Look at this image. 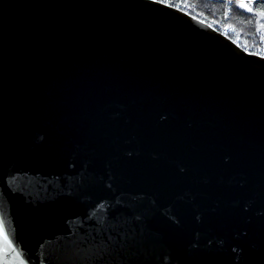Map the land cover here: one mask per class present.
<instances>
[{
  "label": "water",
  "instance_id": "95a60500",
  "mask_svg": "<svg viewBox=\"0 0 264 264\" xmlns=\"http://www.w3.org/2000/svg\"><path fill=\"white\" fill-rule=\"evenodd\" d=\"M0 217L7 264H264V57L151 0H0Z\"/></svg>",
  "mask_w": 264,
  "mask_h": 264
},
{
  "label": "built area",
  "instance_id": "2783aa9c",
  "mask_svg": "<svg viewBox=\"0 0 264 264\" xmlns=\"http://www.w3.org/2000/svg\"><path fill=\"white\" fill-rule=\"evenodd\" d=\"M209 2L224 3L226 12L224 16L217 14L206 15L204 10L192 0H171L173 7L190 16L198 18L209 24L216 31L230 38L242 50L264 57V40L252 41L249 37L233 22L232 8L238 0H206ZM259 0H252L256 3ZM264 1V0H262Z\"/></svg>",
  "mask_w": 264,
  "mask_h": 264
},
{
  "label": "snow or ice",
  "instance_id": "6c2138e0",
  "mask_svg": "<svg viewBox=\"0 0 264 264\" xmlns=\"http://www.w3.org/2000/svg\"><path fill=\"white\" fill-rule=\"evenodd\" d=\"M151 3L158 4L166 8L173 7V3L171 2V0H151ZM238 7L244 9L248 13H253L259 19L264 20V8H261V10L254 12L252 6V0H238ZM260 27L264 29V24H261ZM136 219L139 220L141 219V217L137 216ZM132 239L134 240V238ZM93 242H95V237H93ZM68 243L69 245L75 244L76 246H79L78 242H74L71 239H69ZM104 243L108 244L109 248H111L112 251L116 252L119 255L120 251L123 248V245L130 243V239L127 235L121 236L118 234L115 237H113L111 234H109V236L104 239ZM113 245H119V248H116ZM236 247L240 248L241 253L244 252L243 246L237 245ZM236 247H232L231 250L235 252ZM103 251L105 250H102V252ZM12 256H16L17 258H19L20 253L17 251V248L13 245L12 240L9 238V234L5 230L4 220L2 217H0V264H7V261ZM97 259L99 264H111V261H107V262L104 261L103 254L100 255ZM240 260L243 261V264H248V261L245 259L243 255L240 256ZM21 264H24L23 260H21ZM93 264H97V262H93ZM121 264H123V262H121ZM177 264H179V262H177Z\"/></svg>",
  "mask_w": 264,
  "mask_h": 264
},
{
  "label": "trees",
  "instance_id": "16d2710c",
  "mask_svg": "<svg viewBox=\"0 0 264 264\" xmlns=\"http://www.w3.org/2000/svg\"><path fill=\"white\" fill-rule=\"evenodd\" d=\"M197 3L206 15L217 14L224 16L226 6L224 3L209 2L206 0H192ZM254 12L264 8V1L259 0L252 3ZM233 22L251 39L252 41L264 40V29L260 27L264 24V20L259 19L253 13H248L244 9L238 7V2L233 4L232 8Z\"/></svg>",
  "mask_w": 264,
  "mask_h": 264
}]
</instances>
